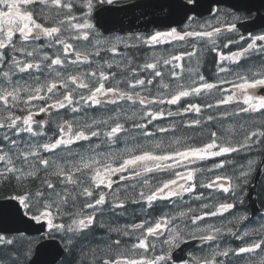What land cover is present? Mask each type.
Here are the masks:
<instances>
[{
	"label": "snow or ice",
	"instance_id": "obj_1",
	"mask_svg": "<svg viewBox=\"0 0 264 264\" xmlns=\"http://www.w3.org/2000/svg\"><path fill=\"white\" fill-rule=\"evenodd\" d=\"M261 177L264 0H0V264H264Z\"/></svg>",
	"mask_w": 264,
	"mask_h": 264
},
{
	"label": "water",
	"instance_id": "obj_2",
	"mask_svg": "<svg viewBox=\"0 0 264 264\" xmlns=\"http://www.w3.org/2000/svg\"><path fill=\"white\" fill-rule=\"evenodd\" d=\"M256 192H253L252 195H251V200H250V205L251 207H255L256 209H259V207L257 206L256 202L253 200V196Z\"/></svg>",
	"mask_w": 264,
	"mask_h": 264
},
{
	"label": "trees",
	"instance_id": "obj_3",
	"mask_svg": "<svg viewBox=\"0 0 264 264\" xmlns=\"http://www.w3.org/2000/svg\"><path fill=\"white\" fill-rule=\"evenodd\" d=\"M258 191H259V189H258ZM258 201H259L260 206L264 207V203H262L261 198L259 196H258Z\"/></svg>",
	"mask_w": 264,
	"mask_h": 264
},
{
	"label": "flooded vegetation",
	"instance_id": "obj_4",
	"mask_svg": "<svg viewBox=\"0 0 264 264\" xmlns=\"http://www.w3.org/2000/svg\"><path fill=\"white\" fill-rule=\"evenodd\" d=\"M207 67L210 69V67H211V57H209L208 58V65H207Z\"/></svg>",
	"mask_w": 264,
	"mask_h": 264
}]
</instances>
